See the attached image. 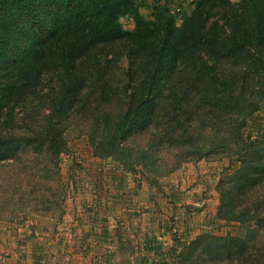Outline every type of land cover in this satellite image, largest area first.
Segmentation results:
<instances>
[{
	"label": "trees",
	"instance_id": "16d2710c",
	"mask_svg": "<svg viewBox=\"0 0 264 264\" xmlns=\"http://www.w3.org/2000/svg\"><path fill=\"white\" fill-rule=\"evenodd\" d=\"M184 2L0 0V201H48L47 164L25 179L2 168L19 152L35 168L55 161L80 122L95 155L150 176L171 170L163 150L179 161L229 155L220 211L249 223L245 237L203 234L188 256L202 248L211 263L264 264V235L250 225L264 221V130L254 122L264 110V0Z\"/></svg>",
	"mask_w": 264,
	"mask_h": 264
},
{
	"label": "rangeland",
	"instance_id": "374dc122",
	"mask_svg": "<svg viewBox=\"0 0 264 264\" xmlns=\"http://www.w3.org/2000/svg\"><path fill=\"white\" fill-rule=\"evenodd\" d=\"M143 7V14L151 15ZM122 23L134 28L132 17ZM254 122L263 133L264 110ZM86 125L76 126L68 149L55 161L39 158L35 168L34 155L22 152L6 161L2 170L24 179L39 176L47 164L50 188L48 201L39 197L36 206L16 198L0 201V264H217L202 248L190 258L191 243L203 234L245 237L249 223L229 221L220 211V183L234 171L233 156L179 161L163 150L171 170L150 176L143 167L95 155L86 131L80 132ZM205 142L200 138L197 144L205 147ZM250 225L264 235L263 220L252 218Z\"/></svg>",
	"mask_w": 264,
	"mask_h": 264
}]
</instances>
